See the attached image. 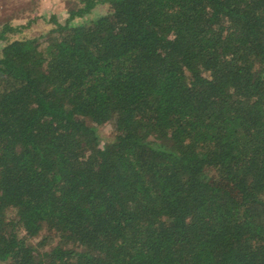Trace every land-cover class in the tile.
<instances>
[{
    "label": "trees",
    "instance_id": "1",
    "mask_svg": "<svg viewBox=\"0 0 264 264\" xmlns=\"http://www.w3.org/2000/svg\"><path fill=\"white\" fill-rule=\"evenodd\" d=\"M67 14L0 25V264H264V0Z\"/></svg>",
    "mask_w": 264,
    "mask_h": 264
},
{
    "label": "rangeland",
    "instance_id": "2",
    "mask_svg": "<svg viewBox=\"0 0 264 264\" xmlns=\"http://www.w3.org/2000/svg\"><path fill=\"white\" fill-rule=\"evenodd\" d=\"M79 0H0V25L3 23L11 22L13 26H26L22 33L13 34V38H22L23 36L30 37L35 34L49 32L52 27V17L55 16L56 20L61 24L67 21L68 10L72 9L74 3ZM109 5H100L94 10L93 15L86 19H92L107 13ZM2 45L0 44V47ZM99 136L102 144L111 141L113 134L110 127H100ZM47 232L44 231L43 235ZM41 236V237H42ZM41 238L33 240L34 243L39 242Z\"/></svg>",
    "mask_w": 264,
    "mask_h": 264
}]
</instances>
